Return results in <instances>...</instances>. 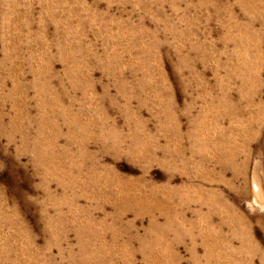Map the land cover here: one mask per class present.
Listing matches in <instances>:
<instances>
[{"label": "rangeland", "instance_id": "374dc122", "mask_svg": "<svg viewBox=\"0 0 264 264\" xmlns=\"http://www.w3.org/2000/svg\"><path fill=\"white\" fill-rule=\"evenodd\" d=\"M0 264H264V0H0Z\"/></svg>", "mask_w": 264, "mask_h": 264}]
</instances>
